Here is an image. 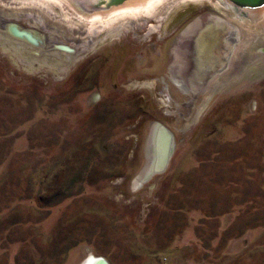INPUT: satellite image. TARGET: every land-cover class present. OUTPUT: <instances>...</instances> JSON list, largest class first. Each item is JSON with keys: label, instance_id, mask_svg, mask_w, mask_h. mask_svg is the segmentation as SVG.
<instances>
[{"label": "rangeland", "instance_id": "374dc122", "mask_svg": "<svg viewBox=\"0 0 264 264\" xmlns=\"http://www.w3.org/2000/svg\"><path fill=\"white\" fill-rule=\"evenodd\" d=\"M19 1L0 0V14L16 11L7 21L40 33L44 46L86 48L56 74L51 60L29 69L0 46V120L16 124L17 134L30 123L27 135L44 155L37 195L50 203L42 212L37 200L19 207L26 219L2 242H16L11 264H80L89 254L109 264H174V234L187 224V208L216 216L210 205L224 199L247 198L243 209H255L264 224V13L249 19L217 0H163L157 17L126 15L90 35L88 11L74 1L59 0L54 11ZM197 21L209 34L214 22L224 23L233 41L227 59L206 60L202 75L186 64L189 55L201 60ZM192 27V50L171 71L174 46ZM156 124L173 134L174 149L164 171L135 187ZM46 215L49 229L31 232V220ZM259 249L216 252L208 264H264ZM6 258L0 252V264Z\"/></svg>", "mask_w": 264, "mask_h": 264}, {"label": "crops", "instance_id": "0c3cea01", "mask_svg": "<svg viewBox=\"0 0 264 264\" xmlns=\"http://www.w3.org/2000/svg\"><path fill=\"white\" fill-rule=\"evenodd\" d=\"M28 125V121L20 124L22 133L17 134L16 124L0 120V252L7 253L8 258L4 264H11L14 259L16 242L6 240V246L2 242L16 232L18 220L26 219V207L25 210L19 207L37 200L36 212L49 211L44 207L50 203L43 200H48L49 195H37L42 184L41 158L44 155L39 151L41 147L35 146L27 135ZM54 192L57 194V191ZM245 199L238 204L229 203V199H224L222 203L213 201L210 210L217 211L216 216L204 214L203 209L190 205L186 213L187 224L174 234L170 255L174 264H208L212 259L210 254L216 252L238 256L244 252H257V248L263 250L264 224L257 222L258 216H262L257 215L255 209H243ZM30 220L28 217L27 221ZM48 221L49 215L31 220L29 230L43 233V230L49 229ZM11 246L13 253L10 252ZM200 252L201 256H197Z\"/></svg>", "mask_w": 264, "mask_h": 264}, {"label": "bare ground", "instance_id": "6f19581e", "mask_svg": "<svg viewBox=\"0 0 264 264\" xmlns=\"http://www.w3.org/2000/svg\"><path fill=\"white\" fill-rule=\"evenodd\" d=\"M28 1L32 2L33 0H21L19 2L26 3ZM35 1L38 2L39 4L44 5L46 8H48L51 11H54V5H56L59 2V0H35ZM71 1L77 3L78 6H80L83 10L88 11L87 13L82 12L86 16L85 19H87L85 25L87 28L86 32L89 33L90 35L92 34L94 35V33H98V31L102 27L110 26L120 18L125 17L126 15L140 17L139 13L142 11L145 13L147 17L150 16L157 17L158 13L157 14L155 13L156 11H158L156 10L158 6L157 3H160L163 0H123L120 3H112L110 0H71ZM217 2L223 4V6H225L226 8L230 7L234 9L238 14L245 15L249 19L252 18L255 19L259 16V13H264V6L256 10H247L241 8L235 9L234 5H232L230 2L226 0H217ZM29 11L31 12V10ZM2 13L3 14H0V46L4 47L3 49L6 50L12 49L13 51H17L18 52L17 54L20 57H23V59H27V61L30 63L29 69H35L36 66L34 65H38V66L43 65L42 63H46L44 59H47V60H51L50 61L51 66H55V68H53L54 73L62 74L65 71V68H67L72 63H74V61L79 57V53H81L86 48V46L83 45L81 48V52H79L77 50V47H74L75 48L74 49L73 47H70L68 45L57 44L55 46L54 45L44 46L45 40H43L44 38L40 36V33L39 35H36L35 31L21 29V27L17 24V22L7 21L8 19L6 18L17 17L15 10L3 11ZM159 16L160 14L158 15V17ZM197 22L198 23H196V25L200 28L197 27L198 35L194 37V41L197 43L194 47V52H197L196 47L200 44L199 46H200L201 55L199 54L200 56L198 57H200L201 60L199 62H195L196 58H193V56L190 59L191 55H189V52L192 50L191 49L192 46L190 47V45L189 44L187 45V43L191 36V32H192L191 30L193 29L196 30L197 28L192 27L190 30L189 28H187V30L189 31L184 30L182 34L184 37L174 46L175 51H174L173 62L170 65L171 71H174L173 69L176 68L177 59L179 56H182L181 54L185 56L189 55L188 57H186L187 58L186 64L189 62L188 63L189 65L187 64V66L190 67L191 64V66L193 67V64H195L194 67L195 72L198 71L201 75L203 74L206 68V63H207L206 60L211 61V60H215L216 58L219 59L220 57V60L222 61L230 54V51L233 47V41H230L229 36L228 37L226 36L229 30L224 23L222 22L217 23V21L214 22L213 27L216 29L210 32L209 34L204 32L202 26L203 22L202 23H199V21ZM73 23L75 24V22ZM156 27H157L156 25H152L151 29H155ZM52 28L55 27L52 26ZM118 28L115 27L114 29L117 30ZM74 32L78 34H82L80 31H74ZM212 37L214 38L216 37L215 39L217 43L215 41L216 45L214 46V48L212 46V49L210 50L208 48L210 46L209 45L210 41L215 40L214 38L211 39ZM78 39L79 38L76 37L73 38V40L75 41L77 40V43H84L87 41L86 40L87 38L86 39L82 38L80 40ZM224 39H226V41ZM13 40H16V42ZM207 44L209 46H207ZM225 52H227L228 54L227 55L224 54L226 56H223V53ZM218 55L219 57H217ZM185 56L183 57L185 58ZM196 60H199V58ZM220 62H217V64ZM163 80H165V78ZM165 90L167 92H170L169 85L167 83L164 85V91ZM161 101H162L161 103L164 105L170 104L171 101L170 94L166 95L163 99H161ZM170 134L171 133L169 132L167 133L163 128L161 130V126H159L158 124L152 127L148 140L149 160L146 163L143 171L139 175L140 179L137 177V179L135 180L136 182L138 181V183L136 182L134 183L135 187H137L141 183L139 182V180L143 181L156 173H160L164 171V169L166 168L168 160L174 149V137L173 134L172 136ZM104 258L105 257L100 255L89 254L81 263L107 264Z\"/></svg>", "mask_w": 264, "mask_h": 264}, {"label": "water", "instance_id": "95a60500", "mask_svg": "<svg viewBox=\"0 0 264 264\" xmlns=\"http://www.w3.org/2000/svg\"><path fill=\"white\" fill-rule=\"evenodd\" d=\"M112 3H120L123 0H110ZM230 2L232 5H234V8H241V9H247V10H256L264 6V0H226ZM168 130V129H167ZM169 131V130H168ZM169 133H171L169 131ZM172 136V133L170 134ZM159 171V170H158ZM106 263L109 264V262L104 258ZM83 264V263H81Z\"/></svg>", "mask_w": 264, "mask_h": 264}, {"label": "trees", "instance_id": "16d2710c", "mask_svg": "<svg viewBox=\"0 0 264 264\" xmlns=\"http://www.w3.org/2000/svg\"><path fill=\"white\" fill-rule=\"evenodd\" d=\"M58 195H59V192L57 191Z\"/></svg>", "mask_w": 264, "mask_h": 264}]
</instances>
